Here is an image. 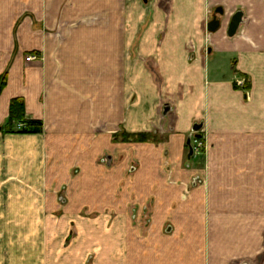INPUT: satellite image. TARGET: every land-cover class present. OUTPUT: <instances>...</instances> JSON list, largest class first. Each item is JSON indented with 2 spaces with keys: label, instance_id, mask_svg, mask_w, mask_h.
<instances>
[{
  "label": "crops",
  "instance_id": "1",
  "mask_svg": "<svg viewBox=\"0 0 264 264\" xmlns=\"http://www.w3.org/2000/svg\"><path fill=\"white\" fill-rule=\"evenodd\" d=\"M4 73L0 264H264V0H0Z\"/></svg>",
  "mask_w": 264,
  "mask_h": 264
},
{
  "label": "trees",
  "instance_id": "2",
  "mask_svg": "<svg viewBox=\"0 0 264 264\" xmlns=\"http://www.w3.org/2000/svg\"><path fill=\"white\" fill-rule=\"evenodd\" d=\"M6 85V73L0 76V92ZM14 123L21 124L23 127L19 133L24 135H38L42 133V123L36 120H29L25 117L24 102L22 99H13L9 105L8 120L5 128L9 133H12V126ZM125 140H131L135 142H145V135L129 136L123 133Z\"/></svg>",
  "mask_w": 264,
  "mask_h": 264
},
{
  "label": "water",
  "instance_id": "3",
  "mask_svg": "<svg viewBox=\"0 0 264 264\" xmlns=\"http://www.w3.org/2000/svg\"><path fill=\"white\" fill-rule=\"evenodd\" d=\"M218 14L219 16L222 15V11L221 9H217V11H215V15ZM242 23V13L238 12L235 15H233V17L230 20V23L228 25V36L232 37L236 34L240 24ZM220 28V19L217 18V16H214L211 21L208 23L207 25V30L210 33L216 32L218 29ZM201 126L200 125H195L192 129L193 134L195 135V138L199 139L200 135L198 134V132L201 130ZM188 149H189V154H188V159H190L193 155H194V151L193 148L191 146V137L188 140Z\"/></svg>",
  "mask_w": 264,
  "mask_h": 264
},
{
  "label": "built area",
  "instance_id": "4",
  "mask_svg": "<svg viewBox=\"0 0 264 264\" xmlns=\"http://www.w3.org/2000/svg\"><path fill=\"white\" fill-rule=\"evenodd\" d=\"M36 59H37V57H35L34 55H31V54L28 55L27 57H25V61L27 63L34 62ZM243 84H244L243 81H240V82L237 81L236 82L237 87L239 86L240 88L243 87ZM192 145H193L194 154H196V155L201 153L204 150V145H203V143L200 142V140H193Z\"/></svg>",
  "mask_w": 264,
  "mask_h": 264
},
{
  "label": "rangeland",
  "instance_id": "5",
  "mask_svg": "<svg viewBox=\"0 0 264 264\" xmlns=\"http://www.w3.org/2000/svg\"><path fill=\"white\" fill-rule=\"evenodd\" d=\"M28 55H30V54H28ZM28 55H26V57L28 56ZM240 82V81H243V89L246 87V81L244 80V79H242V78H237L236 79V82ZM238 88H240L239 86H238ZM129 136H132V135H129ZM118 138H119V140L120 141H122V142H124V141H126V142H131L132 143V139L131 140H125L124 138H123V133H120V136L118 137V136H116L115 137V139H114V141L116 142L117 140H118ZM203 152V151H202ZM201 152V153H202ZM130 212H131V210H130ZM131 215H132V213H130V217H131ZM105 217H107V215H104ZM109 216V215H108ZM112 217V216H111ZM110 217V218H111ZM108 218V217H107ZM110 218H108V219H110ZM241 259H238V260H236V261H233V264H241V261H240Z\"/></svg>",
  "mask_w": 264,
  "mask_h": 264
},
{
  "label": "flooded vegetation",
  "instance_id": "6",
  "mask_svg": "<svg viewBox=\"0 0 264 264\" xmlns=\"http://www.w3.org/2000/svg\"><path fill=\"white\" fill-rule=\"evenodd\" d=\"M214 16H216V15H214ZM214 16H213V17H214Z\"/></svg>",
  "mask_w": 264,
  "mask_h": 264
}]
</instances>
